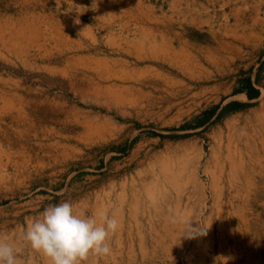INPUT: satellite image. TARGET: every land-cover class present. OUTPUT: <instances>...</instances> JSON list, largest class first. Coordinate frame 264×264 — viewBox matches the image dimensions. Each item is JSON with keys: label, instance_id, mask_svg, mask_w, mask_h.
Listing matches in <instances>:
<instances>
[{"label": "rangeland", "instance_id": "rangeland-1", "mask_svg": "<svg viewBox=\"0 0 264 264\" xmlns=\"http://www.w3.org/2000/svg\"><path fill=\"white\" fill-rule=\"evenodd\" d=\"M260 2L0 0V31L18 33L12 42L8 34L0 39V234L18 237L29 218L59 202L88 215L121 208L112 255L88 264H200L192 253L195 239L182 236L198 214H207L200 212L201 196L193 198L176 241L156 245L159 219L140 186L152 155L185 142H203L208 153L225 123L260 105L264 40L257 52L255 43L264 35V19L235 20L237 7L246 6V14ZM252 33L257 39L249 47L235 44L239 56L227 48L232 34ZM153 37L181 57L150 55ZM255 91L262 94L243 101ZM260 155L263 167L254 169L250 189L231 209L246 224L232 215L225 242L217 228L212 243L198 237V249L208 255L204 264H264ZM133 191L140 208L130 219ZM21 249L29 264H45Z\"/></svg>", "mask_w": 264, "mask_h": 264}, {"label": "bare ground", "instance_id": "bare-ground-1", "mask_svg": "<svg viewBox=\"0 0 264 264\" xmlns=\"http://www.w3.org/2000/svg\"><path fill=\"white\" fill-rule=\"evenodd\" d=\"M4 29L3 32L0 31V39H4L5 34H8ZM8 35V41L11 40L12 42L13 39L17 38L18 33L16 32L13 35L10 32ZM231 36L234 39H232V42H227L226 46L235 56H239L238 48L235 45L237 42L249 47L250 42L257 39V34L254 33L249 38L242 36L238 38L234 34ZM149 40V53L153 57L171 55L175 60L181 57L179 53L171 50L163 42H156L155 37ZM13 45L15 44L13 43ZM98 129L99 134H103L105 131L103 126ZM207 149H209L208 153L203 142L200 146L185 142L175 147L173 152L152 155L148 161L145 179L142 181L140 188L143 195L145 193L148 199L149 211L156 214L159 219L157 223L160 225V232L156 235V245H161L166 239L176 241L179 234L182 233L185 219L192 212L190 204L196 196H201L202 199L200 212H206L207 214H198L196 224L194 223L192 226L198 227L200 225L201 228L208 229L207 235L204 236L208 242L212 243L215 228L218 231V241L225 242L229 238L232 215L235 216L237 222L242 225L246 224V218L236 211H231V209L235 208V201L242 200L241 191L245 190L247 192L250 189V179L255 171L254 169L263 167L260 154L262 151L264 152V96L261 98L260 105L250 111L248 116H239L237 119L233 118L225 123L223 128L211 138V145ZM206 156L209 157V159L207 158L208 161L205 159ZM204 159L206 162H203ZM212 166H214L213 170H211ZM135 192L137 191L130 192L128 202V217L130 219L135 218L138 208H140V198ZM171 193L173 194V196L171 195L172 199H170ZM122 200L124 201L123 198ZM208 201H210L209 204H207ZM158 203L164 209L160 210ZM183 205L184 208L182 209ZM120 209L114 211L118 219L122 212V209ZM120 222L122 221L120 220ZM199 244L200 239L196 238L192 253L194 255L198 254L201 257V259H198L200 264H204V259L208 255L204 249H198ZM219 253L222 257L225 256L224 250H219Z\"/></svg>", "mask_w": 264, "mask_h": 264}, {"label": "clouds", "instance_id": "clouds-1", "mask_svg": "<svg viewBox=\"0 0 264 264\" xmlns=\"http://www.w3.org/2000/svg\"><path fill=\"white\" fill-rule=\"evenodd\" d=\"M88 215L71 202L49 205L20 227L18 237L0 234V264H29L21 246L45 264H88L112 255V237L121 228L116 212ZM208 229L188 223L185 239L206 236Z\"/></svg>", "mask_w": 264, "mask_h": 264}, {"label": "crops", "instance_id": "crops-1", "mask_svg": "<svg viewBox=\"0 0 264 264\" xmlns=\"http://www.w3.org/2000/svg\"><path fill=\"white\" fill-rule=\"evenodd\" d=\"M261 2L259 3V5H256V6H253L251 8V10L245 14V9L247 8L246 6L244 7V9H242V7H237L235 9V14H237V16L235 17V20L238 21V23H236L237 25H240L244 22L245 18L246 17H249V16H255L257 15L259 18L261 19H264V0H260ZM264 40V35L261 36V39H260V42H257L255 43V50L256 52L260 49V47H262V42ZM264 81V79H263ZM263 84V83H262ZM262 92V91H261ZM260 96L262 93H260L259 91H255V93L253 95H250V96H245L243 97V101H253L256 99V96ZM257 96V97H258Z\"/></svg>", "mask_w": 264, "mask_h": 264}]
</instances>
